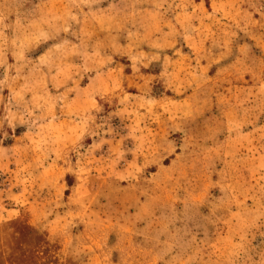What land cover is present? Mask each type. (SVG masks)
I'll return each instance as SVG.
<instances>
[{
    "label": "rangeland",
    "instance_id": "1",
    "mask_svg": "<svg viewBox=\"0 0 264 264\" xmlns=\"http://www.w3.org/2000/svg\"><path fill=\"white\" fill-rule=\"evenodd\" d=\"M4 3L23 22L72 10ZM92 10L50 42L112 58L78 72L82 57H65L58 91L43 70L53 95L78 84L54 109L56 150L0 128V264H264V0ZM76 113L94 118L82 139Z\"/></svg>",
    "mask_w": 264,
    "mask_h": 264
},
{
    "label": "clouds",
    "instance_id": "2",
    "mask_svg": "<svg viewBox=\"0 0 264 264\" xmlns=\"http://www.w3.org/2000/svg\"><path fill=\"white\" fill-rule=\"evenodd\" d=\"M98 2L99 0H70L72 10L64 14L46 13L39 19L27 22H23L19 17L10 20L12 10L6 3L0 4V105L3 106L0 128L5 121L13 132L17 127L25 128L24 136L36 141L38 149L42 152H54L63 139L54 109L57 104L66 107L68 92L78 90L77 84V87L67 89L64 93L53 95L47 87L43 70L47 69L48 73H52L55 69L51 81L58 91L71 78L68 67L62 66L65 57L73 54L82 57L83 64L77 69L78 72L81 68L84 72L99 69L111 62V57L101 59L98 49L89 52L83 42L76 45L68 39H63L50 43L61 33L71 31L69 20L79 23L80 15H83L84 19L91 17L94 20L98 13L92 10V6ZM85 8H88L87 12L84 11ZM73 9H78L79 12H74ZM115 10V4L108 9L113 12ZM143 59V53L133 58L134 71H139L136 64ZM147 66L144 64V67ZM25 69L28 70L27 73ZM101 75L102 73L97 71L96 79ZM4 89H8L7 97L3 95ZM76 114L80 116L77 126L82 129L79 137L82 139L83 129H86L94 118L83 113Z\"/></svg>",
    "mask_w": 264,
    "mask_h": 264
}]
</instances>
